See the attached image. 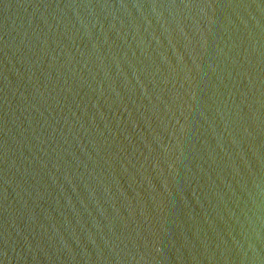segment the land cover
Segmentation results:
<instances>
[{"label": "water", "instance_id": "water-1", "mask_svg": "<svg viewBox=\"0 0 264 264\" xmlns=\"http://www.w3.org/2000/svg\"><path fill=\"white\" fill-rule=\"evenodd\" d=\"M0 264H264V0H0Z\"/></svg>", "mask_w": 264, "mask_h": 264}]
</instances>
